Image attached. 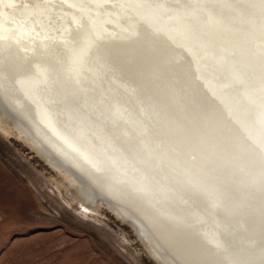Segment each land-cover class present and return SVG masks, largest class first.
<instances>
[{
  "label": "bare ground",
  "instance_id": "bare-ground-1",
  "mask_svg": "<svg viewBox=\"0 0 264 264\" xmlns=\"http://www.w3.org/2000/svg\"><path fill=\"white\" fill-rule=\"evenodd\" d=\"M12 128L163 264H264V0H0Z\"/></svg>",
  "mask_w": 264,
  "mask_h": 264
},
{
  "label": "rangeland",
  "instance_id": "rangeland-1",
  "mask_svg": "<svg viewBox=\"0 0 264 264\" xmlns=\"http://www.w3.org/2000/svg\"><path fill=\"white\" fill-rule=\"evenodd\" d=\"M12 129L0 131V264H163L107 205L82 211Z\"/></svg>",
  "mask_w": 264,
  "mask_h": 264
}]
</instances>
